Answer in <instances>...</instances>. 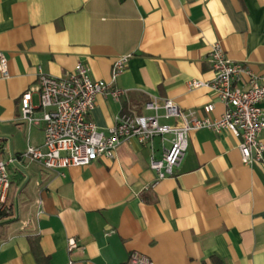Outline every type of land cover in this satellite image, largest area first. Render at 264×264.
Wrapping results in <instances>:
<instances>
[{
	"label": "crops",
	"instance_id": "0c3cea01",
	"mask_svg": "<svg viewBox=\"0 0 264 264\" xmlns=\"http://www.w3.org/2000/svg\"><path fill=\"white\" fill-rule=\"evenodd\" d=\"M214 42L232 60L264 70V0H0L9 75L0 77L2 158L43 141L41 126L20 120L24 93L38 104V68L63 77L82 62L93 80L109 83L114 58L131 54L110 84L125 94L119 101L98 95L89 114L101 130L116 115L144 113L152 97L196 117L212 103L209 116L218 118L225 107L217 95L189 85L213 77ZM238 143L227 130L190 131L173 175L157 182L149 162L152 151L161 157L158 138L152 150L130 138L115 159L87 166L9 164L0 264H123L133 251L154 264H264V164L244 165Z\"/></svg>",
	"mask_w": 264,
	"mask_h": 264
},
{
	"label": "built area",
	"instance_id": "2783aa9c",
	"mask_svg": "<svg viewBox=\"0 0 264 264\" xmlns=\"http://www.w3.org/2000/svg\"><path fill=\"white\" fill-rule=\"evenodd\" d=\"M130 57L131 54H123L114 58L109 83L93 80L82 62H77L63 77H54L38 68V104L33 105L29 93H24L20 120L27 128L41 126L43 141L37 146L28 145L23 153L11 158L4 159L0 154V213L6 209L9 164L26 159L50 170L87 166L99 158L115 159L118 146L130 138L148 144L151 150L154 138L159 139L161 157L155 158L152 151L149 162L155 182L173 175L186 151L188 133L201 128L229 131L239 139L238 150L244 165L264 164V143L260 139L264 130V108L260 106L264 101V70L254 72L246 63L232 60L218 42L211 44L207 53L213 77L189 84L207 87L217 95L225 107L218 118L209 116L214 109L212 103L203 106L206 116L196 117L192 111H182L170 98L152 97L144 103V113L116 115L112 126L99 129L89 118L96 97L109 96L119 101L125 94V90L110 88V84L124 72ZM8 76L7 60L0 54V77ZM161 118H176L178 123H162ZM76 246V240L70 238L68 252ZM123 264L154 263L148 256L133 251Z\"/></svg>",
	"mask_w": 264,
	"mask_h": 264
},
{
	"label": "rangeland",
	"instance_id": "374dc122",
	"mask_svg": "<svg viewBox=\"0 0 264 264\" xmlns=\"http://www.w3.org/2000/svg\"><path fill=\"white\" fill-rule=\"evenodd\" d=\"M9 146V145H8ZM2 157V156H1ZM5 158L7 157V154H6V156H4ZM11 173H12V169H11V167H8V174H9V176H11Z\"/></svg>",
	"mask_w": 264,
	"mask_h": 264
},
{
	"label": "trees",
	"instance_id": "16d2710c",
	"mask_svg": "<svg viewBox=\"0 0 264 264\" xmlns=\"http://www.w3.org/2000/svg\"><path fill=\"white\" fill-rule=\"evenodd\" d=\"M2 216H3V213H0V219H1Z\"/></svg>",
	"mask_w": 264,
	"mask_h": 264
}]
</instances>
